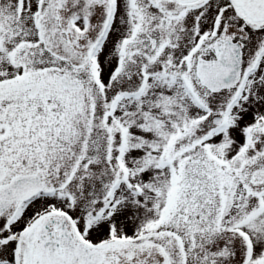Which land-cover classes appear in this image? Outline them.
Returning <instances> with one entry per match:
<instances>
[{"label":"snow or ice","instance_id":"1","mask_svg":"<svg viewBox=\"0 0 264 264\" xmlns=\"http://www.w3.org/2000/svg\"><path fill=\"white\" fill-rule=\"evenodd\" d=\"M0 264H264V0H0Z\"/></svg>","mask_w":264,"mask_h":264}]
</instances>
